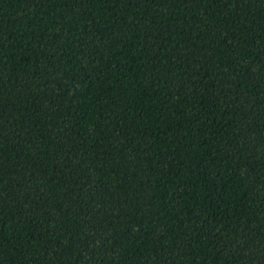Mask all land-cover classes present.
<instances>
[{"label": "trees", "instance_id": "trees-1", "mask_svg": "<svg viewBox=\"0 0 264 264\" xmlns=\"http://www.w3.org/2000/svg\"><path fill=\"white\" fill-rule=\"evenodd\" d=\"M0 264H264V0H0Z\"/></svg>", "mask_w": 264, "mask_h": 264}]
</instances>
